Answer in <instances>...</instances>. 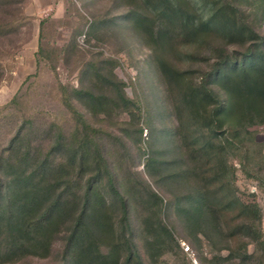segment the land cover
<instances>
[{"label":"trees","instance_id":"1","mask_svg":"<svg viewBox=\"0 0 264 264\" xmlns=\"http://www.w3.org/2000/svg\"><path fill=\"white\" fill-rule=\"evenodd\" d=\"M2 1L12 15H19L21 0ZM120 1L129 6L124 17L152 50L174 103L179 131L186 144L193 146L190 155L205 157L200 158V167H206L203 170L206 175L202 174L205 182L196 195L187 190L175 204L172 201L167 204L150 184L147 185L149 198L139 221L147 255L153 260L165 250L180 245L164 218L166 207L175 205L185 226L193 228L196 236L207 222L217 225L220 211L232 203L234 196L231 198L229 192L225 194L227 190L222 183L226 179L224 161L218 158L212 162L222 148L212 139L197 148L195 143L197 139L202 140L201 137L189 143L188 135L201 130L213 137L222 131L240 143L251 133L249 126L264 123V35L244 13L243 0H202L209 9L207 14L201 13L193 0ZM255 1L264 15V0ZM18 19L17 16L5 25L0 24L1 28L13 29ZM214 37L247 44V48L226 50L214 59L203 80L197 81L178 62L181 47H202ZM92 66L97 68L95 82L100 84L70 87V94L65 96L70 118L55 123L57 134L52 142L46 139L49 122L43 125L41 118L37 119L39 114L35 119L30 115L32 128L40 137L38 142L26 130L27 119L10 127L8 135L0 142L1 264L28 255L48 256L62 231H67V235L58 264H148L133 239L128 198L117 185L116 168L102 135L113 130L91 122L76 101L84 104L90 113L105 116L119 110L133 112L137 104L112 68L104 72L102 64ZM213 83L224 90L225 98H220L212 88ZM18 98L16 94L0 107V121L12 115V104ZM194 126L198 128L192 130ZM143 132L140 126L139 133ZM91 157L95 168L88 164ZM188 169L185 178L196 171L192 167ZM102 174L119 201L122 210L119 220L112 197L99 184ZM217 182L220 183L216 185ZM246 207L244 204L243 211ZM262 244L264 249V242ZM180 249L186 254L181 245ZM203 261L220 264L218 260L205 257Z\"/></svg>","mask_w":264,"mask_h":264},{"label":"rangeland","instance_id":"2","mask_svg":"<svg viewBox=\"0 0 264 264\" xmlns=\"http://www.w3.org/2000/svg\"><path fill=\"white\" fill-rule=\"evenodd\" d=\"M193 1L201 13L209 12L202 0ZM20 6L19 15H12L5 2L0 0V24L5 25L19 17L15 21L16 27L11 30L0 25V107L19 94L12 104V115L0 121V142L8 135L10 127L18 126L26 119L27 132L38 142L40 137L32 128L30 116L34 115L35 119L38 114L37 119L41 118L43 125L49 122L51 129L53 123L52 129L46 131L47 141L52 142L57 134L55 123L70 118L65 99L70 94V87L100 84L95 82L98 74L96 66H92L94 63L105 66L104 72L112 68L124 81L126 93L137 104L133 112L119 110L111 116L94 115L84 104L76 103L91 122L113 130L102 135L116 168L117 185L128 198L133 239L145 261L148 264L188 263L187 254L180 249L181 240H186L202 260L205 257L218 260L220 264H262L264 123L249 126L251 133L240 143L222 131L213 137L201 130L189 133V143L201 137L202 140L196 138L199 140L195 143L197 148L211 139L219 149L222 148L212 162L218 158L224 161L226 179L222 183L227 190L225 194L229 192L230 197H234L232 203L220 211L217 225L207 222L196 236L193 228L185 226L175 205L166 207L164 218L180 245L151 260L139 221L149 198L147 185L150 184L165 203L172 201L175 204L187 190L197 194V189L205 182L202 174L206 168L200 167V158H205L203 154L190 155L193 146L183 140L173 100L151 48L124 17L129 6L120 0H21ZM241 6L255 29L264 35L262 7L254 0H243ZM246 48L247 44L214 37L211 43L202 47H181L178 62L197 81L203 80L202 76L219 55L226 50L244 51ZM212 88L220 98H225V92L218 84L213 83ZM22 115L24 118L21 119ZM140 126L144 129L142 134L139 133ZM195 128L198 127L191 129ZM88 162L95 168L93 157ZM188 167L196 171L185 178ZM99 184L112 197L119 220L122 210L104 174ZM244 204L248 206L245 211ZM66 235L67 231H62L56 237L48 256L28 255L4 264H58Z\"/></svg>","mask_w":264,"mask_h":264},{"label":"built area","instance_id":"3","mask_svg":"<svg viewBox=\"0 0 264 264\" xmlns=\"http://www.w3.org/2000/svg\"><path fill=\"white\" fill-rule=\"evenodd\" d=\"M181 246L187 254L189 264H205V262L199 257L194 247L186 240H181Z\"/></svg>","mask_w":264,"mask_h":264}]
</instances>
